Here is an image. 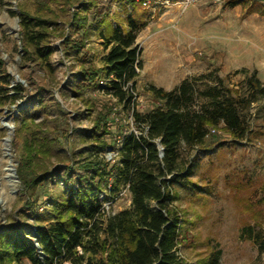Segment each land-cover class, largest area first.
Masks as SVG:
<instances>
[{"label": "trees", "instance_id": "1", "mask_svg": "<svg viewBox=\"0 0 264 264\" xmlns=\"http://www.w3.org/2000/svg\"><path fill=\"white\" fill-rule=\"evenodd\" d=\"M229 1L232 6L246 7L247 14L259 10L264 16V0ZM114 3L121 10L109 14ZM144 3L146 0H107L103 4L100 0H36V15L20 12L23 52L28 57L35 55L50 77L57 71L49 61L53 41H59L64 59L70 60L74 54L77 60H71L64 71L61 90L65 98L80 99L87 115L99 105L86 135L94 149H108L115 156L108 161L74 162L70 152L63 151L60 138L48 129V123L54 121L51 112L63 115L64 111L57 101L36 90L30 97L29 122L22 124L28 136L16 168L25 196L18 213L32 224L0 227L1 263L186 264L178 254L181 216L174 202L179 197L177 189L196 186L189 178L194 166L184 152L213 147L217 141L213 134L219 130L234 140L249 136L244 114L264 96V87L255 76H249L242 92L208 73L186 78L171 91L149 86L153 107L136 110L134 89L141 68L136 39L147 24ZM50 4L60 5L58 12L51 11ZM44 11H48L47 17L41 15ZM91 30L105 50L99 67L85 50ZM58 61L63 64L62 58ZM201 80L212 84L201 88ZM99 92L116 103H101ZM3 97L0 93V103ZM116 104L122 106L135 132L113 134L110 127L117 119ZM63 138L67 145L68 134ZM111 179L113 185L107 193L124 185L131 204L107 215L99 197ZM261 204L264 213V198ZM43 210H48L47 225L39 223ZM247 211L252 212L250 206ZM29 227L34 229L33 236ZM243 231L264 252V232L251 225ZM218 257V252H212L196 264H219Z\"/></svg>", "mask_w": 264, "mask_h": 264}, {"label": "rangeland", "instance_id": "2", "mask_svg": "<svg viewBox=\"0 0 264 264\" xmlns=\"http://www.w3.org/2000/svg\"><path fill=\"white\" fill-rule=\"evenodd\" d=\"M59 8L58 4H50L51 11L58 12ZM144 8L148 11L147 24L136 39L141 50V68L134 89L136 110L143 112L153 107L149 86L171 91L186 78L208 73L242 92L249 76H255L264 87V16L259 10L247 14L246 7L232 6L229 0H146ZM120 10L114 3L109 14ZM21 11L36 15V0H0V93L4 96L0 103V227L8 223L32 224L31 219L18 213L25 196L16 168L28 136L22 124L29 122L30 97L36 90L41 89L42 97L53 98L64 111L63 115L51 112L50 120L54 121L48 123V129L60 138L63 151L68 150L74 162L95 158L108 161L115 156L108 149H94L86 135L99 105L87 115L80 99L65 98L61 90L66 80L64 71L71 60H77L74 54L72 59H64L59 41H53L49 61L57 71L50 77L35 55L28 57L23 52ZM41 15L49 14L44 11ZM85 50L92 64L99 67L105 50L95 30L90 31ZM61 58L63 64L58 61ZM211 84L210 80H201L199 86ZM97 95L103 104L116 103L102 92ZM115 107L118 115L110 127L113 134L135 132L122 106ZM244 117L249 136L234 140L219 130L213 134V140H217L213 147L184 152L194 166L189 178L196 186L177 189L179 197L174 202L181 216L178 254L186 264H196L212 252L219 253V264H264V252H259L243 231L244 226L251 225L255 231L264 232V213L260 212L264 198V96L250 104ZM65 133L69 136L67 145ZM9 168L17 177L16 181L11 178L12 187L6 179ZM111 185L113 179L99 197L107 215L131 204L124 185L108 194ZM247 206L252 212L247 211ZM48 217V210L40 211L39 223L47 225ZM29 233L34 235L32 227Z\"/></svg>", "mask_w": 264, "mask_h": 264}, {"label": "bare ground", "instance_id": "3", "mask_svg": "<svg viewBox=\"0 0 264 264\" xmlns=\"http://www.w3.org/2000/svg\"><path fill=\"white\" fill-rule=\"evenodd\" d=\"M11 170L12 169H6V172H7V181H8V183H9V185H10V187H12L14 184H13V181H12V179H11Z\"/></svg>", "mask_w": 264, "mask_h": 264}, {"label": "built area", "instance_id": "4", "mask_svg": "<svg viewBox=\"0 0 264 264\" xmlns=\"http://www.w3.org/2000/svg\"><path fill=\"white\" fill-rule=\"evenodd\" d=\"M221 1L223 0H214L215 3H220ZM143 5H146V3H144ZM117 143L120 144V139L117 140Z\"/></svg>", "mask_w": 264, "mask_h": 264}, {"label": "water", "instance_id": "5", "mask_svg": "<svg viewBox=\"0 0 264 264\" xmlns=\"http://www.w3.org/2000/svg\"><path fill=\"white\" fill-rule=\"evenodd\" d=\"M11 172H12V176H11V178H13L15 181L17 180V177H16V174H15V172L13 171V170H11Z\"/></svg>", "mask_w": 264, "mask_h": 264}]
</instances>
